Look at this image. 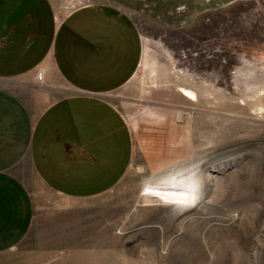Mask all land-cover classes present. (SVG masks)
Listing matches in <instances>:
<instances>
[{
	"label": "rangeland",
	"instance_id": "rangeland-1",
	"mask_svg": "<svg viewBox=\"0 0 264 264\" xmlns=\"http://www.w3.org/2000/svg\"><path fill=\"white\" fill-rule=\"evenodd\" d=\"M91 1L127 13L140 37L134 74L105 95L130 132L128 167L80 199L30 177V230L0 264H264V0ZM35 78L46 83L23 77ZM179 181L189 205L157 197Z\"/></svg>",
	"mask_w": 264,
	"mask_h": 264
},
{
	"label": "crops",
	"instance_id": "crops-1",
	"mask_svg": "<svg viewBox=\"0 0 264 264\" xmlns=\"http://www.w3.org/2000/svg\"><path fill=\"white\" fill-rule=\"evenodd\" d=\"M54 13L49 0H0V80H20L0 87V253L30 230V177L87 198L117 184L131 158L130 132L105 95L136 70L134 21L108 4L60 21ZM40 71L46 83L23 79ZM63 89L70 92L44 99Z\"/></svg>",
	"mask_w": 264,
	"mask_h": 264
},
{
	"label": "bare ground",
	"instance_id": "bare-ground-1",
	"mask_svg": "<svg viewBox=\"0 0 264 264\" xmlns=\"http://www.w3.org/2000/svg\"><path fill=\"white\" fill-rule=\"evenodd\" d=\"M178 93L193 102H197V95L195 92L179 86ZM191 184L187 181H179L175 183L173 186L163 189L160 193H158L157 197L161 200H165L170 202L173 205H189L193 196L191 190Z\"/></svg>",
	"mask_w": 264,
	"mask_h": 264
},
{
	"label": "built area",
	"instance_id": "built-area-1",
	"mask_svg": "<svg viewBox=\"0 0 264 264\" xmlns=\"http://www.w3.org/2000/svg\"><path fill=\"white\" fill-rule=\"evenodd\" d=\"M91 0H64L61 9L67 15L84 8H89L93 6Z\"/></svg>",
	"mask_w": 264,
	"mask_h": 264
}]
</instances>
